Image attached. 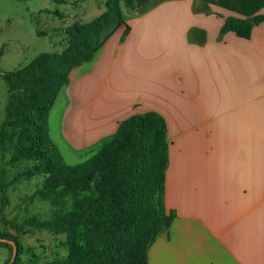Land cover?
Here are the masks:
<instances>
[{
  "label": "crops",
  "instance_id": "0c3cea01",
  "mask_svg": "<svg viewBox=\"0 0 264 264\" xmlns=\"http://www.w3.org/2000/svg\"><path fill=\"white\" fill-rule=\"evenodd\" d=\"M201 9L194 0L165 2L136 18L123 42V30L108 39L91 77L78 81L77 122L95 139L133 115L165 119V202L176 217L150 246L149 264H264V23L248 40L221 35L236 14ZM211 21L219 38L207 39Z\"/></svg>",
  "mask_w": 264,
  "mask_h": 264
},
{
  "label": "trees",
  "instance_id": "16d2710c",
  "mask_svg": "<svg viewBox=\"0 0 264 264\" xmlns=\"http://www.w3.org/2000/svg\"><path fill=\"white\" fill-rule=\"evenodd\" d=\"M130 9L143 14L157 0H123ZM202 11L211 13L215 5L236 15L227 16L220 34L234 33L250 39L254 26L264 23V0H198ZM118 30L122 42L132 27L116 0L107 3V12L92 23L75 22L64 32L69 50L65 54L44 53L23 68L0 75L8 88L5 118L0 126V142L12 143L9 164L34 162L15 177L48 175L43 196L54 206L70 197L72 208L57 213L38 227L55 235H65L68 256L49 264H149L148 251L170 228L176 212L167 210L166 176L169 165L167 124L161 114L149 111L120 122L115 132L85 162L70 166L50 135L49 119L61 90L70 83L72 72L91 62L104 43ZM109 32L104 38L103 33ZM3 176L0 192L6 201ZM30 221V220H29ZM35 221H30L33 224ZM22 263L20 243L12 234L0 231V248Z\"/></svg>",
  "mask_w": 264,
  "mask_h": 264
},
{
  "label": "rangeland",
  "instance_id": "374dc122",
  "mask_svg": "<svg viewBox=\"0 0 264 264\" xmlns=\"http://www.w3.org/2000/svg\"><path fill=\"white\" fill-rule=\"evenodd\" d=\"M109 1L111 0H0V70L10 72L23 68L44 53L65 54L70 45L64 30L75 22L92 23L107 12ZM116 1L120 4L125 20L130 26H134L136 18L172 0H157L151 3L150 10L145 14L141 9L128 8L123 0ZM194 1L198 9L203 7L202 2ZM159 13L154 17L151 16L147 21L155 22ZM167 14L172 13L166 11L163 19L168 16ZM145 25L148 26L142 24L139 29ZM216 28V21H211L206 29L207 39H210V36L219 38L220 31L213 34ZM192 30H194L193 26L189 28V31L193 32ZM194 32H196L195 38H201L199 31ZM108 33L104 32L103 38ZM187 39H190L188 35ZM103 48L104 46L91 62L83 64L72 72L70 83L61 90L50 114V135L60 149L65 162L70 166L88 160L106 138L112 135L87 139L77 122L84 120L82 116L84 107L81 103L78 105L75 93L78 81L88 80L91 77L103 55ZM122 50L119 44L116 54L122 53ZM204 61L206 59L202 60L206 64ZM193 64V59L185 60L186 67H191ZM122 76L125 77V74L123 73ZM112 81L106 82L108 84L105 87H108L109 91H114L117 86ZM7 96V84L0 75V126L5 118ZM12 152V143L7 142L2 145L0 142V177L2 175L7 184L6 201H3L0 192V231L12 234L18 239L23 264H49L68 256L69 253L64 247L66 236L52 234L38 227V223L51 220L57 213L70 210L72 200L67 197L63 200V205L57 207L49 197L43 196L48 175L34 176L30 179L21 178L13 184L15 177L34 162L11 165L9 160ZM29 220L35 222L30 224ZM10 256L11 252L8 249L0 248V264H5Z\"/></svg>",
  "mask_w": 264,
  "mask_h": 264
},
{
  "label": "water",
  "instance_id": "95a60500",
  "mask_svg": "<svg viewBox=\"0 0 264 264\" xmlns=\"http://www.w3.org/2000/svg\"><path fill=\"white\" fill-rule=\"evenodd\" d=\"M10 243L13 246V256L9 264H13L14 260L16 259L18 255V246L15 241H9V240H4Z\"/></svg>",
  "mask_w": 264,
  "mask_h": 264
}]
</instances>
